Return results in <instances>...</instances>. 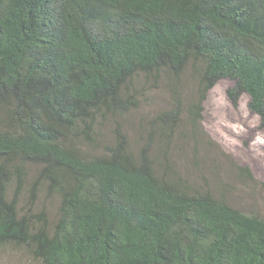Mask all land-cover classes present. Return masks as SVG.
<instances>
[{"label": "trees", "instance_id": "16d2710c", "mask_svg": "<svg viewBox=\"0 0 264 264\" xmlns=\"http://www.w3.org/2000/svg\"><path fill=\"white\" fill-rule=\"evenodd\" d=\"M222 79L264 125V0H0V250L264 264V214L203 155Z\"/></svg>", "mask_w": 264, "mask_h": 264}, {"label": "rangeland", "instance_id": "374dc122", "mask_svg": "<svg viewBox=\"0 0 264 264\" xmlns=\"http://www.w3.org/2000/svg\"><path fill=\"white\" fill-rule=\"evenodd\" d=\"M231 85V80L222 79L204 103L203 124L213 143L207 144L203 155L211 165L220 166L219 173L234 188L236 203L255 206L264 214V125L250 110L248 95L242 96L238 106L231 102L227 93ZM241 167L250 169L252 181L243 177ZM0 264L35 263L24 252L0 250Z\"/></svg>", "mask_w": 264, "mask_h": 264}]
</instances>
